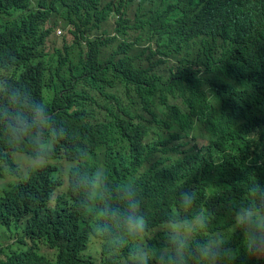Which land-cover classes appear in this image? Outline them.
Instances as JSON below:
<instances>
[{
  "label": "trees",
  "instance_id": "16d2710c",
  "mask_svg": "<svg viewBox=\"0 0 264 264\" xmlns=\"http://www.w3.org/2000/svg\"><path fill=\"white\" fill-rule=\"evenodd\" d=\"M236 1L239 0H185V3L205 15H221ZM256 1L259 0H251L249 13L239 8L240 31L250 45L264 46V7L255 6ZM148 4L149 0H141V8ZM8 6L6 18L0 20V58L13 77L22 81L14 88V102L8 106L0 105V175L16 170L18 152L38 157L41 150L36 147L46 143L55 157H64L76 164L67 161L65 167L64 161H42L23 176L24 180L17 181L15 188L10 186L0 197V222L7 225L24 222L27 235L43 239L57 249L55 260H49L34 248L22 250V240L15 238L12 243L0 245V264H115L114 258L108 255L96 260L85 256V240L73 218L50 206L55 189L63 184L61 178L64 174L81 184L84 192L80 198L85 202L93 190L100 189L105 202L125 201L126 217L143 213L144 233L155 226L154 221L169 214L190 224L188 219L198 211L221 217L226 214L221 212L234 205L256 207L259 194L246 199L244 191L233 193L229 198L221 192L208 195L198 178L216 159H223L231 165L223 150L228 138L236 133L239 135L237 151L244 147L251 150L253 137L264 149V110L257 112L254 109L255 106L264 108L261 83L254 88L237 90L232 98L225 99L202 77L192 90L162 79L150 67H142V56L132 52V45L128 42L129 25L111 22L106 17L112 10L123 11L122 0H9ZM53 12L71 20L62 23L70 27L77 39L87 43L85 57L82 51L63 55L57 50L53 54H44L50 53L45 50V45L52 32V26L47 27V24L52 22L50 16ZM95 27L104 37L98 35V39L90 41L89 34ZM165 47L176 56L184 49L171 41ZM107 73L123 77L129 100L134 103L140 98L146 107L159 92L163 105L168 104L169 95H181L189 101L203 100L207 96L203 90L205 87L222 108L231 110V132L211 133L209 143L198 147L185 140L193 127L192 113L188 118L179 117L167 128L165 137L122 152L121 137H124L127 120L120 115L102 112L96 119L97 133L91 135L88 132L91 125L87 120L93 119L96 111L88 105L86 94L90 86ZM59 94L64 95L60 97ZM49 97L63 108L62 113L50 119V131L58 139H50L49 130L41 123L43 119L36 120L33 115L37 106L43 109L44 117L51 113L47 109ZM75 100L79 105L80 120L75 112L68 111V106ZM177 106L173 105L174 115ZM125 113L130 114V111ZM19 119L33 121V124L17 135L13 124ZM202 128L197 123L196 130ZM262 158L258 167L264 178V154ZM241 178L237 174L225 173L222 181L235 183ZM185 191L195 193L191 206L182 202ZM195 237H185L189 247L185 254L181 250L183 264H203L197 254L199 245ZM242 239L236 227L225 246L237 251L219 264H264L263 257L248 255Z\"/></svg>",
  "mask_w": 264,
  "mask_h": 264
},
{
  "label": "clouds",
  "instance_id": "9594fccd",
  "mask_svg": "<svg viewBox=\"0 0 264 264\" xmlns=\"http://www.w3.org/2000/svg\"><path fill=\"white\" fill-rule=\"evenodd\" d=\"M140 3L141 0H122L125 14L123 11L112 10L106 17L111 22L129 25L128 42L132 45V52L142 56L141 60H144L140 64L142 67H150L162 79L182 85L187 90L195 88L198 79L202 77L225 99L232 98L237 90L254 88L258 83H261L264 89V46L250 45L240 31L241 18L238 10L241 7L249 13L252 8L251 0L236 1L221 15H205L190 7L185 0H149V4L142 8ZM8 4L9 0H0V20L6 18ZM255 6L264 7V0L256 1ZM50 18L52 22L47 24V27L52 26L53 31L56 26H62L66 34L63 37V44L52 49H47L46 41L45 50L50 53L44 54H53L57 50H61L63 55L71 51H82L85 57L87 43L77 39L75 34L70 32V27L62 23L71 20L57 12H53ZM55 19L56 22L53 21ZM112 33L116 32L113 30ZM67 34L73 35L72 41H68ZM98 35L104 37L100 29L95 27L89 34L90 41L98 39ZM169 41L184 48L179 52V56L165 47ZM19 79L21 78L13 77L0 58V105L8 106L14 102L12 94L14 88L22 81ZM203 90L207 95L203 100L189 101L181 95L175 97L169 95L167 105L161 103L162 94L159 92L150 106L146 107L140 102V98L134 103L129 100L123 77L107 73L91 85L86 94L88 105L96 111L95 117L87 120L91 125L88 132L90 131L91 135L97 133L96 119L102 112L120 115L127 120V128L124 137H121L123 142L120 147V150L125 152L127 149L133 150L142 144L147 145L155 139L165 137L167 128L179 117L188 118L193 113V127L185 140L202 147L209 143L211 133L231 132L229 125L232 114L231 110L222 108L205 87ZM47 104V109L51 110V113L44 117L43 109L37 106L33 115L36 120L43 119L41 123L49 130L50 139H58L50 131V119L62 113L63 108L58 107L52 97L48 98ZM174 104L178 105L175 115ZM262 107L255 106L254 109L262 112L264 110ZM127 110L130 114L125 113ZM68 111L75 112L77 119L79 117L80 120L76 100L68 106ZM197 123L203 127L202 130H196ZM32 124L33 121L19 119L13 124V128L19 135L27 131ZM238 136L236 133L229 137L223 150L231 165L225 163L223 159H216L206 166L205 172L199 175L198 180L208 195L221 192L223 196L229 198L233 193L244 191L243 197L246 199L259 194L255 208L234 205L221 212L226 213L221 217L198 211L188 219L190 224L184 223L180 217L173 218L169 214L161 220L154 221L155 226H151L149 231L144 233L146 229L142 223L145 219L143 213L139 215L133 213L126 217L125 201L105 202L101 198L100 189L93 190L90 198L86 202L83 201L80 195L84 188L68 174L62 176L63 184L57 186L49 204L73 218L85 240L83 254L95 260L108 255L114 258L115 264H183L182 251L184 254L187 253L189 247L186 245L185 231L192 228L195 220L197 222L193 226L192 237L196 236L195 241L199 245L197 254L203 264H219L222 259L235 255L237 250L225 246V242L229 240L236 227L241 232L243 248L248 255L264 258V178L258 167L263 159L264 149L262 144L256 141V137H253L251 150L244 147L237 151ZM49 147L47 143L38 145L36 149L41 150L38 157L20 152L16 154L15 169L19 174L16 170L7 171L14 174L11 177L14 188L18 185L17 181L24 180L23 176L42 161H64V165L68 161L76 164L75 161L64 157H55ZM40 156L45 158L39 159ZM23 157L28 160L38 158V161L26 164ZM225 173L237 174L242 178L235 183L224 182L222 176ZM6 192L4 191L0 197ZM194 199L195 193L189 191L183 193L182 202L185 205L191 206ZM24 227V222L10 225L0 222V229L10 231V236L0 241V245L12 243L15 238H19L22 240V250L34 248L49 260H55L57 249L49 246L43 239L30 237Z\"/></svg>",
  "mask_w": 264,
  "mask_h": 264
},
{
  "label": "rangeland",
  "instance_id": "374dc122",
  "mask_svg": "<svg viewBox=\"0 0 264 264\" xmlns=\"http://www.w3.org/2000/svg\"><path fill=\"white\" fill-rule=\"evenodd\" d=\"M66 34V30L62 27V26H56L55 29L52 31V33L50 34V36L48 37L47 40V49H52L55 46H60L63 44V37ZM67 39L68 41H72L73 40V35L72 34H67ZM45 157H39V159H43ZM26 164H32L38 161V158H34V159H30L28 160L27 158H22ZM67 166V162L65 163V167ZM14 174L10 173V172H4L2 175H0V195L3 194V192L9 188L12 184L13 181L11 179V177H13ZM197 220H195V222L192 225V228L188 229L185 231V234L188 237H192L194 234V229L193 226L196 224ZM7 233H6V232ZM5 231H3L2 229H0V241H3L4 239H6V237L10 236V231H8L7 229H5Z\"/></svg>",
  "mask_w": 264,
  "mask_h": 264
}]
</instances>
